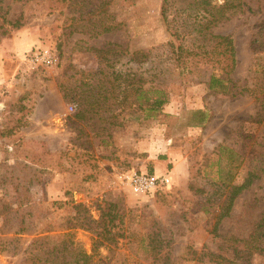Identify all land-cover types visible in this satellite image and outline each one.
<instances>
[{
  "label": "rangeland",
  "instance_id": "rangeland-1",
  "mask_svg": "<svg viewBox=\"0 0 264 264\" xmlns=\"http://www.w3.org/2000/svg\"><path fill=\"white\" fill-rule=\"evenodd\" d=\"M187 1L168 15L193 51L179 63L161 0H0V22L22 13L0 36V264H264L243 245L264 207V50L251 44L264 0H226L210 26L232 37L233 67L194 52ZM40 47L56 63L30 64ZM212 73L234 90L214 93ZM134 171L168 181L135 192ZM248 171L259 177L225 214Z\"/></svg>",
  "mask_w": 264,
  "mask_h": 264
},
{
  "label": "trees",
  "instance_id": "trees-1",
  "mask_svg": "<svg viewBox=\"0 0 264 264\" xmlns=\"http://www.w3.org/2000/svg\"><path fill=\"white\" fill-rule=\"evenodd\" d=\"M184 0H161V18L166 25L167 30L169 31L170 35L174 39V41H170L166 44L167 50L170 54V59L174 60V62L177 60L179 63L182 60V58H187V56H191L193 54L192 49H188L187 47H184L182 43H176L175 38L179 35V26L171 25L168 15L170 8L173 5H176L178 3H183ZM238 1V0H237ZM241 2V1H238ZM239 4V3H238ZM189 6H192L193 11L192 13L198 15L196 17L194 24L190 29H187L185 27L184 29H187V34H193V33H199V36L201 37L199 43L193 45L194 52L199 55H204V57L211 58L212 60L223 62L225 61L226 66L233 67L236 63V50L233 43V39L230 35L227 34H218L213 33L210 31V26L215 25L216 23L220 22L222 19H227L228 15H226V10L229 7H232L233 5H228L227 1L224 0L222 4H216L212 3V0H193V3L191 1L186 2V8ZM178 8V7H177ZM176 8V9H177ZM191 8V7H190ZM185 10V9H184ZM189 11V8L187 9ZM191 12V11H189ZM5 24H9L8 26L4 27ZM258 31L254 33V39L251 41L252 44V51L257 50H264V21L260 24ZM22 26V13H20L17 17L14 19H4L2 22H0V36L7 34L9 29H18ZM183 29V30H184ZM108 30V28H104V31ZM181 30V29H180ZM258 39H261L259 42ZM203 45V46H202ZM200 49L198 52L196 50ZM172 65V64H171ZM180 65L178 64V67ZM176 67L175 64L172 65V67L168 68L169 70H172ZM223 69V68H221ZM224 70V69H223ZM162 70H158V74H162ZM137 83L136 87H134L135 91L139 92L141 89V85L138 82V79L135 80ZM231 83L232 89L230 88V85H227ZM155 84L160 85H166V86H172V82L166 83L163 81H156ZM208 88L213 90L214 93L217 92H226L228 90H234V83H232V80L229 79L226 76H219L215 73H212L207 81ZM132 86H135L134 83H132ZM163 91H156L155 97L152 99L146 98L147 102V117H153L156 112H158L161 109V106L165 103L167 100V97L164 95ZM201 113V112H200ZM199 114V113H198ZM201 115V114H200ZM201 118L200 120H202ZM254 177H259L257 173L248 171L246 178L244 181L239 185H234L232 187V192L230 193V197L227 200L226 204V211L225 214H228V211L230 210V207L232 205V201L234 197L239 194L242 190L246 189L250 183L252 182ZM243 245L245 246L247 250V254H250L249 249L253 248L254 250L261 252L264 254V207L261 211L260 218L255 223L252 232L250 233L247 238L243 239ZM40 250L35 253L36 255H42L41 252L39 254ZM48 254L51 255V252H48ZM40 255V256H41ZM43 260V263L49 262L48 257H41ZM248 263V259L245 261ZM54 264H57L54 263Z\"/></svg>",
  "mask_w": 264,
  "mask_h": 264
},
{
  "label": "built area",
  "instance_id": "built-area-1",
  "mask_svg": "<svg viewBox=\"0 0 264 264\" xmlns=\"http://www.w3.org/2000/svg\"><path fill=\"white\" fill-rule=\"evenodd\" d=\"M27 61L33 65H52L56 63V56L47 48H37L26 55ZM73 110V106H70ZM127 183L135 192L150 193L153 192L160 183L168 181L167 178L149 175L143 172H130L124 175ZM161 178V179H160Z\"/></svg>",
  "mask_w": 264,
  "mask_h": 264
},
{
  "label": "crops",
  "instance_id": "crops-1",
  "mask_svg": "<svg viewBox=\"0 0 264 264\" xmlns=\"http://www.w3.org/2000/svg\"><path fill=\"white\" fill-rule=\"evenodd\" d=\"M152 162H154L153 172L155 174H161L165 167L163 163L160 160H156V161L154 160Z\"/></svg>",
  "mask_w": 264,
  "mask_h": 264
}]
</instances>
